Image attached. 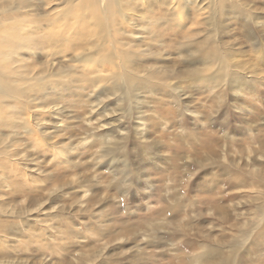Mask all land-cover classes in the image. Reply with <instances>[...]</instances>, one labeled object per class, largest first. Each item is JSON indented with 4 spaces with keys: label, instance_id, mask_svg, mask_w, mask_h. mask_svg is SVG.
I'll use <instances>...</instances> for the list:
<instances>
[{
    "label": "rangeland",
    "instance_id": "rangeland-1",
    "mask_svg": "<svg viewBox=\"0 0 264 264\" xmlns=\"http://www.w3.org/2000/svg\"><path fill=\"white\" fill-rule=\"evenodd\" d=\"M13 1L16 4L20 2ZM44 1L28 0L35 8L18 7L12 17L13 21H6L1 18L6 15H0V27L5 24L6 27L14 26L17 29L10 45L0 51V77L4 86L1 91L9 92L4 94L7 97L15 94L16 97L29 100H37L42 96L50 98L53 87L48 85L43 88L45 80L40 84L31 82V78L36 77L33 74L42 68L48 71L51 69L52 77L47 79L55 81H63L66 78L64 76L75 73L66 61L70 54L60 52L54 57L44 55V46L58 36L57 30L62 20L60 15L69 12L71 7L64 0L55 1L52 6L50 4L46 7ZM241 2L246 3L244 0ZM255 3L259 5L261 2L256 0ZM48 11L51 13L48 14ZM141 18L146 20L143 15ZM158 24L161 25L159 31L163 33L159 36L162 37L160 42L164 41L162 44L168 45L170 37L167 38V34L171 35V32L164 28L168 27L165 23L158 21ZM152 25L143 24L150 31ZM235 28L233 26L231 30ZM256 40L260 39L256 37ZM152 42L153 50L156 51L157 41ZM243 42L239 41L234 48L239 49V58L244 60L242 62L245 66L251 68L253 64H258V67H262L261 63L255 62L256 52ZM261 44H264L263 40L258 45ZM138 45L143 46L142 43ZM36 46L41 48L34 54L31 48ZM142 48L139 47V50ZM153 58L162 60V63L164 61L163 65L171 64L168 62L173 58L176 64L174 67H160L159 61L142 54V61L139 60L138 64L143 72L174 70L175 77H183L179 82L175 79L178 84L174 86L177 89L174 93L182 101L177 109L181 107L180 112L184 113L181 117H171L176 118L174 122H164L154 111L156 108L153 103L156 99L164 101V104L171 100V91L168 89L162 97L158 90L149 96L144 93L140 97L141 105H137L139 108L134 105L128 116L121 117L120 124H117L116 119H119L121 112L117 115L115 110L122 106L112 104L110 95L104 93V97L90 90H84L83 94L77 93L82 95L77 103L75 95L64 93L67 95L64 100L40 109L38 117L41 124L34 126L35 135L17 130L15 137H7L12 130L0 122V148L6 141L13 139V150L17 152V156L8 163L14 174L11 185L7 183V173L0 174V221L8 222L7 234H3L5 239L2 236L0 241V247L6 248V252L0 250V259L19 264H42V259L48 264H193L192 257L200 254L195 261L196 264H202V255L204 258L213 257L206 256V251L218 252L222 249L228 253L232 243L238 239L242 250L231 257L233 264H264V206L260 213L257 212V206L262 201L257 192L263 190L264 186L248 175L254 169L249 157L257 158L252 151L257 150L264 141L263 85L254 87L258 91L257 99H251L254 106H247L244 108L246 111L239 110L243 108L245 100L239 97L238 102H235L230 94H224V104L217 108L213 86L205 90L183 83L187 74L201 69L200 65L183 70L184 58L164 55L162 51ZM247 75L250 77L249 72ZM4 102L12 100L7 98ZM158 107L164 108L165 105L158 104ZM185 108L195 113L190 114ZM252 108L260 110L261 115H255L256 109ZM171 109L176 112L175 107ZM155 118L158 119L157 126L154 129L148 128ZM139 124L148 133L145 137L140 138L134 134V128ZM120 130L127 133L124 149L128 154L129 169H132L133 174L138 172L137 179L128 176L122 180L123 187L115 172V164L111 162V155L101 156L103 145L110 139L114 142ZM202 137L206 138V145H215L216 157H211L212 164L208 160L206 167L201 169L196 163L200 155L197 156L195 151L200 147L199 140ZM144 143H149L151 149L141 154L137 149ZM234 174L241 181L246 179L245 186L232 189L225 185L224 179ZM206 188L208 193L227 195V201L221 204H225L221 214L229 217L227 223L217 220L219 213L215 212L213 206L196 204L197 210L192 208L187 211V216L182 214L172 219L168 212L164 213V201L170 202L169 196L172 193L185 192L195 198L201 196V193L204 195ZM36 190L41 201L31 205L27 200ZM231 202L238 204V216L231 214ZM235 227L238 233L233 231ZM62 229L65 232L61 234ZM240 230L249 233L248 236L236 238ZM36 239H40V242H36ZM184 244L187 246L182 248ZM200 246L207 248L203 250ZM49 248L53 251L52 255L47 252ZM62 252L66 253L64 259Z\"/></svg>",
    "mask_w": 264,
    "mask_h": 264
},
{
    "label": "bare ground",
    "instance_id": "bare-ground-1",
    "mask_svg": "<svg viewBox=\"0 0 264 264\" xmlns=\"http://www.w3.org/2000/svg\"><path fill=\"white\" fill-rule=\"evenodd\" d=\"M27 1L28 0H20V2L16 4V2L13 0H0V15H6L1 16V18L6 19V21H13L12 17L15 15L18 7H34ZM55 1L59 0H45L43 4L48 7L50 4L52 6ZM74 1L75 0H64L66 5L71 7V10L60 15L62 20L57 30L58 36L54 37L49 45H46V47L44 46L46 49L44 55L46 57H54L60 52L70 54L66 61L69 63L68 67L70 66V68L73 69L75 73L72 74V76H64L66 78L63 81H55L47 79L52 77V72L50 71L51 69L48 71V69L42 68L41 70L37 71L36 74H33L36 75V77L31 78V82H39L40 84L42 80H45V86H43V88L49 86L53 87V89L50 91V98H44L42 96V98L37 100L19 98L16 97L15 94L9 95L8 97L5 96L4 94L9 92L1 91L4 86L2 85V78L0 77V122H2L5 127H8L12 130L10 135L8 134L7 137H15L17 135V130H23L22 133L30 134L31 136L35 135L34 126L41 124L38 117V114H40L39 111H41L40 109H43V107L49 106L50 104L64 100V98L67 96H65L64 93L75 95V102L77 103V99L79 100L80 97L82 98V95H77V93H82L84 90H90L94 93H99L104 97V93L106 95H110L112 104L116 106L120 104L122 106L121 109L115 110V114L117 115L121 112L119 119H116L117 124L121 123V117L125 118L126 115H129V110L131 108L134 109V105H141L140 99L142 98L140 97L144 93L149 96V94L151 95L156 90H158L161 91L159 96L161 95L162 97L166 93L164 91L170 90V101L167 100L168 102L164 104V101H161L158 98L153 104L156 108L154 111H157L160 119H162L164 122H174L176 118L174 119L171 117H174L175 115L177 117H181V115L184 113L180 112L181 107L177 109L182 101L179 99L176 93H174L177 90L176 87L178 83L176 82H179V79H182L183 77H175L174 70L168 71L160 69V71L157 70L153 72H143L138 64L139 60L142 61V54L149 55L151 60L159 61V66L174 67L176 64V60H173V58L172 61L168 62L171 64L165 63L166 65H163L164 61L162 63V60H158L156 58L154 59L153 57H155V54L160 53L161 51L164 53V55H178L184 58L185 60L182 61V65L184 64V66H182L183 70H185L186 67L192 68V66L196 64L200 65L201 69L199 68V70L187 74L188 77H185L186 80L183 83H190L189 85H195L196 87H200L201 89L205 90L207 87L211 88L210 86H213L216 91V97L218 98H216L217 101L214 99V101L217 102V108H220L224 104V94H230L233 96L234 99H232L235 102L239 97L245 100L244 104H242L243 108H240L239 110L246 111L244 108L247 106H254L251 103L254 101H251V99H257L256 96L258 91L257 89L255 91L254 87H258V85H263L264 87V44H261V46L258 45L259 41H264V0H257V2H261L259 5L255 3L256 0H244L246 3H242V0H79L77 3H73ZM47 13L49 14L51 12L48 11ZM141 15L146 17V20L145 18L142 19ZM158 21H160V23H165L168 27L164 28H167L168 31L171 32V35L167 34V38L168 36L170 37L168 39L170 40L168 45H163L162 43H164V41L162 43L160 42L162 37L159 36L163 33H161L158 29L161 27V25L158 24ZM145 23L148 25L154 24L152 25V31L147 29V26H143ZM233 26L236 27L234 31L231 30ZM16 31L17 29L14 26L6 27L4 24L2 27H0V51L3 48L6 49L7 45H10V42L14 39L13 37L16 36ZM256 37L260 40H256ZM154 40L157 41V44L155 45V48L157 49L156 51L153 50L154 46L151 44V42ZM238 40H244L245 43L252 47L251 50H254L257 54L255 62L258 61L261 63L262 67H258V64H253V66L256 68H252V66V69L245 66L246 64L242 62L244 60L239 58V55H241L238 52L239 49L237 50V48H234L236 47L235 44L239 43ZM55 42H57L59 46H56ZM139 43H142L143 46H139ZM139 47L143 48L139 50ZM256 47L260 49H256ZM40 48V46H36L34 49L31 48V51L32 53L36 54L35 51L39 50ZM259 53H261V55ZM179 62L181 63L180 59ZM1 69L2 66L0 64V70ZM248 72L250 73V77L248 76L249 74L247 75ZM175 79H177V81ZM189 85L186 86L188 87ZM42 90L38 92H41ZM7 98H10L12 102H4ZM158 104H163L165 107H158ZM100 107L103 108L102 106ZM100 107H97V109H100ZM173 107H175L176 112H174L175 110L173 111L171 109ZM235 108L238 109L237 107ZM252 109L255 110L256 108ZM185 111L189 112L190 114L195 113L190 111L189 108H185ZM259 111L260 110L256 109L254 111L256 112L255 115L260 116L261 111ZM110 119L113 120V118ZM35 120L38 121L33 123L32 121ZM157 120L158 119L156 118L153 119L151 127L148 128L154 129L157 126ZM19 121H21V123H19ZM116 122L113 121V125H115ZM152 131L154 132V130ZM134 134L141 138L145 137V135L148 133H145L142 124H139L134 128ZM176 135L175 137L178 138ZM165 138L167 139V137ZM36 139L37 137L35 140ZM205 139L206 138L202 137L201 140H199L200 147L197 149V151H195L197 156L200 155L197 157L199 160H197L196 163L198 164V168L201 169L206 167V165L209 163L208 160H210V164H212L211 157H216L214 154L215 145H206ZM110 140L107 141L103 147L101 146V156H112H110L111 162L115 164V172L117 173V176L119 175L118 178H120L119 183H122L121 181H124V179L128 176H132L133 179L134 177L137 179L138 172H134L133 174L132 169H129L130 164L127 159L128 154L124 149V143L127 140V133H123L121 130L117 131L114 142ZM13 143H15V141L10 139L6 141L0 148V174L3 172L7 173L6 179L8 185H11L13 180L12 175H14L11 165L8 163L11 161V158L17 156V152L13 150L15 148ZM215 144L217 143L215 142ZM188 145H190V143L187 144V146ZM182 147H184V145ZM150 149L151 145L149 143H144V145H141L137 149V152L145 154L144 151H150ZM182 149L184 150V148ZM252 153L254 156H257V158L253 157L252 159V157H249L250 164H252L251 166L254 167V169L250 170L248 175L250 178H255V180L264 186V141L261 142L257 150H253ZM207 156L210 158L206 159ZM6 166H9V168ZM191 168L194 169L193 166ZM227 178L224 179V183L228 188L234 189L243 187L246 184V179L241 181V179H239L235 174L231 175L230 178ZM121 186L123 187L124 184L122 183ZM210 186L211 185L208 187L210 188ZM219 191H221L220 188ZM204 192V195L201 193V196L195 198H192L191 196L189 197L188 193L185 192L172 193L169 196L170 202L164 201V213L168 212L170 218L172 219L178 218L179 215L182 214L187 216L189 214L187 211L191 210L192 208L194 211L197 210L198 206L196 204L204 205V207L213 206L215 212L217 211V213H219V215L217 214L216 216L217 220L220 223H227L229 221V217H226V214H221L222 210H224L222 208H224L223 206L225 205L221 204L223 201H227V195L224 194L220 196L217 195L216 192L208 193L207 188L204 189ZM31 194V197L27 200L28 203L31 202L32 205L38 201H41L37 190L33 191ZM257 194L259 197H262L261 204L257 206V212L260 213L264 206V188L263 190L260 189ZM231 204V214L238 216V211L236 210V206H238V204L235 205L232 202ZM184 207L189 208L184 209ZM162 211L163 210H161V213ZM1 212L5 214L4 210H1ZM261 214L263 215V213ZM7 229L8 222L0 221V241H2V236V238L5 239L4 235L7 234ZM64 229L67 231L66 227ZM64 229H62L61 234L65 232ZM18 230L19 229H17L16 232H18ZM233 231L238 233V229L236 227L233 228ZM237 233L236 238H243L249 234L243 230L239 231V236ZM29 234L30 233H28V235ZM61 238H63V236H61ZM36 242H40V239H36ZM63 242L64 241H62V245H64ZM66 244H68V241ZM186 246L187 244H184L182 245V248H185ZM0 248V250H3V252H6V248ZM200 248L204 250L207 247L200 246ZM216 249H218V247ZM51 250V248L47 250L48 254L50 255L53 253ZM241 250L242 248L240 246V242L237 239V242H233L230 246L228 253L222 249L218 250L219 253L210 250L206 251V256L213 257L204 258L202 255L201 263L233 264L231 257L237 255L236 253ZM65 255L66 253L62 252L63 259L65 258ZM199 255L200 254L192 257L193 264L197 263L195 258ZM41 263L48 264L45 259H42ZM0 264L19 263L0 259Z\"/></svg>",
    "mask_w": 264,
    "mask_h": 264
}]
</instances>
